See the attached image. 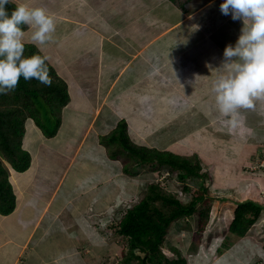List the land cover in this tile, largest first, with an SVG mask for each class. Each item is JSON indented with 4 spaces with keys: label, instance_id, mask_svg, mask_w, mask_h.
<instances>
[{
    "label": "crops",
    "instance_id": "0c3cea01",
    "mask_svg": "<svg viewBox=\"0 0 264 264\" xmlns=\"http://www.w3.org/2000/svg\"><path fill=\"white\" fill-rule=\"evenodd\" d=\"M14 1L17 4L43 6L55 15L53 41L38 47L57 73L66 80L70 101L63 109L62 123L54 137H46L34 119L30 118L33 121L28 127L26 125L23 145L32 154V163L23 172L8 166L17 196L15 211L31 210V218L35 217L38 210L39 214L32 226L30 219L25 220L26 215L19 216L20 224L25 226L20 228L28 232L25 238L17 239L10 233L0 239V264H19L18 261L22 264H57L58 260H65L68 256L80 259L79 264H94L91 262V254L88 253L86 260L85 255L80 254L81 257H78L75 250L81 239H87L89 245L91 240L98 239L97 228L92 220L101 213L106 214L111 204L108 199L105 204H98L101 195H95L93 189L100 184L107 185L106 180L110 179L115 169L113 158L109 156L108 147L101 137L112 131L121 119L127 120L129 132H132L133 124L142 113L153 115L152 110L164 112L171 106L176 107V103L180 107L178 99L170 94V91L175 94L177 84H184L188 90L187 96L191 97L184 106L191 109L194 101H199L205 94L200 90L203 80L199 73L209 67L206 52L213 46L208 31H204L203 27L194 29L193 24L186 23L192 17L173 0ZM218 11L221 12L217 9L215 13ZM24 30V42L32 43L31 31L27 27ZM197 44L200 56L192 54V48ZM221 44L223 47L224 42ZM214 47L218 49L216 43ZM198 57L201 58L198 72L196 68L192 73ZM178 76L182 78L177 79ZM207 78L208 73L205 76ZM213 111L211 108L210 113ZM177 112L170 113L168 121ZM68 127L77 133L65 141L64 148L69 149L68 153L62 149L56 152L63 155L57 170L49 168L56 183L51 197L46 206L32 205L30 197L39 199L40 195L28 193L32 189L29 182L40 170L45 173V169L38 168L40 159L45 156L43 147L35 143H45L47 138H58ZM29 128H32L31 138L27 136ZM82 149L85 150L79 156ZM75 163L78 165L74 172L72 165ZM98 163L104 164V169L92 175V169ZM56 164L53 158V165ZM105 164L109 165V171ZM64 166V171L60 170ZM71 170L74 172L70 178L73 186L72 190L65 192V206L52 208V201L58 197V194L54 195L68 181ZM89 179H94L95 185L84 187ZM80 189L83 191L77 193ZM110 191L113 193L112 189ZM66 207L70 209L69 215L64 213ZM103 215L98 218L104 220ZM50 232L54 239H51L53 244L48 245L47 253L50 249L54 250L52 256L46 259L48 257L41 255L36 247L48 241L46 236Z\"/></svg>",
    "mask_w": 264,
    "mask_h": 264
},
{
    "label": "rangeland",
    "instance_id": "374dc122",
    "mask_svg": "<svg viewBox=\"0 0 264 264\" xmlns=\"http://www.w3.org/2000/svg\"><path fill=\"white\" fill-rule=\"evenodd\" d=\"M212 1L214 0L177 1L179 6H183L184 12L186 11L192 17L186 23L193 24L194 29L203 27L204 30L205 28L204 31H208L209 40L215 49L212 47L208 49L206 57L209 56V67L199 73L202 75L203 80L200 90L205 94L200 97L199 101H194L195 103L191 106V109L190 107L186 108L184 104L188 103L187 99L191 96H187L188 90L184 84L175 85L177 96L171 91L170 94L178 99L180 107L176 103V107L171 106L164 112L152 110L153 115L142 113L136 123L133 124L134 129L132 128L130 136L141 145L170 149L183 156L192 157L200 162L203 171H207L208 176L205 184L209 195L207 194L208 198L203 204L198 205V209H202L206 205L211 207L205 230H200L198 216L192 218V224L188 225H186L188 221L186 219L173 222L168 228V233L162 244V250L166 256L171 259L184 258L185 262L179 264H222V262H226V264H264V212L259 221L252 226L245 236L241 237L233 234L228 227L233 219L234 209L238 201L255 198L264 203V101H256L253 109L241 110L244 119L235 129H230L222 124V117L217 113L214 95L211 91L212 83L216 79L217 69L223 61L224 49L229 44L235 45L241 34L243 21L233 20L231 14L224 15L219 11L215 13L217 9L220 10V5L224 0ZM185 3L186 6H184ZM178 13L182 14L180 11ZM223 42L224 46L222 47L221 43ZM213 43L217 44L218 49L222 48L220 50L216 49ZM192 52L193 55L200 56L199 44L192 48ZM214 55L217 57H214ZM186 60L189 64V53H187ZM200 64L201 58L198 57L192 73L195 72L196 68L198 72ZM207 73L208 78L205 79ZM181 78L178 76L177 79ZM206 94L207 97H205ZM211 108L214 109V113H210ZM176 111L178 112L169 117L171 121H168L167 116ZM31 121L33 120L28 118L27 127ZM31 129L29 128V131H27V136L30 138L33 136ZM76 133L77 131L68 127L59 134L58 138H55L56 140L47 138L45 143L35 141L36 146L43 147L45 156L40 159L38 168L45 169V173L40 170L29 182L32 189L28 193H38L40 195L39 199L33 196L30 197L29 201L32 205H47L56 184L50 169L57 170L63 158L62 154L56 152L62 149L63 152L68 153L69 149L64 148L65 141ZM116 149L122 151V148L118 146ZM84 150H81L79 156ZM53 158L56 159V166L53 165ZM124 160V157L112 159L115 169L113 168L110 179L106 180L108 184H100L98 187L93 188L96 191L95 195H101L98 198V204H105L107 199L109 203H113V205L110 204L107 207L109 211L106 214L101 213L98 215L104 214L106 216L103 217L104 220L99 219L98 216L92 220L97 228L98 239L91 240L90 245L87 239H81V242L78 243V249L75 250L78 257H81L80 254L85 255L84 259L86 260H88V253L91 254V262L94 264H124L122 260L129 252V243L128 238L118 232L121 213L118 208H129V205L131 207L139 202L144 197L148 184L152 181H159L166 191H172L183 201L192 199L191 191L185 192L183 190L185 181L178 179L176 172H171L165 168L153 170L150 167H144L140 171L129 175L123 170ZM131 160L129 158L127 161L131 162ZM77 165V163L72 165L74 172ZM105 165H107L109 171V165ZM6 166L10 167L7 161ZM101 168L104 169V164L98 163L92 169V175L100 172ZM64 169L65 166L60 168L62 171ZM73 170L70 171L68 181H65L63 186L57 189L59 192L57 191L54 196L58 194V197L57 199L54 198L55 200L53 199L52 208L65 206L63 204L65 192L68 193L67 190H72L73 186L72 179H70L72 173H74ZM79 173L80 167H78ZM91 180H87L84 187L95 185L94 181L91 183ZM189 184L195 185V182L190 183L189 181ZM110 189L113 190V193ZM82 191L80 189L77 193ZM72 202L76 203L75 200H72ZM30 211L14 210L5 216L0 213V239L6 238L10 233L17 239L25 238L28 232L27 229L23 231L20 228L25 226L20 224L19 216L26 215L25 220L30 219L29 223L32 226L37 219L39 210L35 212L33 218H31ZM64 213L69 215L70 209L66 207ZM49 215H51V211ZM109 219L115 221L116 224L114 222L112 227L107 225ZM46 239L48 241L38 244L36 250L41 255L47 256L46 259H49L54 249L48 250L47 253V248L49 244H53L51 242V239H54L53 233L50 232ZM137 253L144 254L140 250H137ZM58 261L57 264H79L81 262L80 259L78 260L77 257L73 256ZM18 262L22 264L21 261Z\"/></svg>",
    "mask_w": 264,
    "mask_h": 264
},
{
    "label": "trees",
    "instance_id": "16d2710c",
    "mask_svg": "<svg viewBox=\"0 0 264 264\" xmlns=\"http://www.w3.org/2000/svg\"><path fill=\"white\" fill-rule=\"evenodd\" d=\"M178 1V0H173ZM17 3L6 5L11 12ZM27 26H24V29ZM25 43L26 57L33 54L45 56L39 47L33 43ZM51 86H45L36 79L20 78L17 87L0 93V213H12L17 206L16 194L10 180V170L6 161L17 171H26L32 163V154L24 145L26 122L34 119L46 137H54L61 126L63 109L70 101L68 84L47 60ZM108 147L109 156L113 159L124 157L123 170L130 175L144 167L153 170L168 169L177 173V178L185 181L183 190L191 191L192 199L183 201L172 191L166 189L159 181L148 184L144 197L133 206L118 208L125 213L119 218L118 232L126 236L129 252L122 262L124 264H179L184 263L182 257L170 258L163 253L162 244L168 233V228L175 221L188 220L198 216L200 230H205L209 221L211 207L203 204L209 193L205 180L207 171H203L200 162L192 157L183 156L170 149L149 147L135 142L129 132L126 119H121L117 126L101 137ZM122 148L119 151L116 147ZM131 158V162L127 161ZM131 163V164H130ZM195 182V185H190ZM209 195V194H208ZM264 212V203L255 198L238 201L234 209L229 230L238 236H245ZM115 222V221H114ZM200 231V232H201ZM137 250L144 254L137 253ZM134 259H136L134 261Z\"/></svg>",
    "mask_w": 264,
    "mask_h": 264
},
{
    "label": "clouds",
    "instance_id": "9594fccd",
    "mask_svg": "<svg viewBox=\"0 0 264 264\" xmlns=\"http://www.w3.org/2000/svg\"><path fill=\"white\" fill-rule=\"evenodd\" d=\"M9 3L12 0H0V93L14 90L21 77L50 87L48 57L24 55V26L31 31L33 44L45 45L53 41L56 17L45 7L28 3L17 4L9 12ZM220 11L231 14L233 20L243 21L235 45L224 49L211 88L222 124L235 129L244 119L241 110L253 109L256 101H264V0H224ZM106 224L112 227L114 222L109 219Z\"/></svg>",
    "mask_w": 264,
    "mask_h": 264
},
{
    "label": "bare ground",
    "instance_id": "6f19581e",
    "mask_svg": "<svg viewBox=\"0 0 264 264\" xmlns=\"http://www.w3.org/2000/svg\"><path fill=\"white\" fill-rule=\"evenodd\" d=\"M219 63V62H218ZM221 65V64H220ZM206 151V150H205ZM218 151V150H217ZM219 156V155H218ZM236 159V158H235ZM229 211H231V210H229ZM233 213V212H232ZM232 217V216H231ZM231 220V219H230ZM239 244V243H238ZM242 246V245H241ZM247 250V249H246ZM233 255V254H232ZM232 255H230V256H232ZM244 255V254H243ZM235 256H237V255H235ZM238 257V256H237ZM241 257V256H240ZM246 259V258H245ZM234 261V260H233ZM239 262V261H238ZM240 263V262H239ZM235 264V263H234Z\"/></svg>",
    "mask_w": 264,
    "mask_h": 264
},
{
    "label": "built area",
    "instance_id": "2783aa9c",
    "mask_svg": "<svg viewBox=\"0 0 264 264\" xmlns=\"http://www.w3.org/2000/svg\"><path fill=\"white\" fill-rule=\"evenodd\" d=\"M129 206H130V205H129ZM123 214H124V213H122V215H121V216H123Z\"/></svg>",
    "mask_w": 264,
    "mask_h": 264
}]
</instances>
